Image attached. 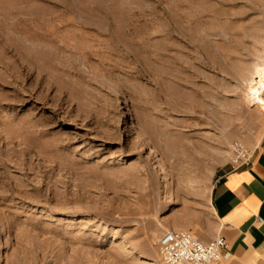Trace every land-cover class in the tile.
I'll use <instances>...</instances> for the list:
<instances>
[{
  "label": "rangeland",
  "instance_id": "374dc122",
  "mask_svg": "<svg viewBox=\"0 0 264 264\" xmlns=\"http://www.w3.org/2000/svg\"><path fill=\"white\" fill-rule=\"evenodd\" d=\"M263 72L264 0H0V264L197 238L264 131Z\"/></svg>",
  "mask_w": 264,
  "mask_h": 264
},
{
  "label": "crops",
  "instance_id": "0c3cea01",
  "mask_svg": "<svg viewBox=\"0 0 264 264\" xmlns=\"http://www.w3.org/2000/svg\"><path fill=\"white\" fill-rule=\"evenodd\" d=\"M244 145L251 153V165L228 171L214 182L209 223L197 233L204 243L217 237L226 241L224 264H264V131L257 141Z\"/></svg>",
  "mask_w": 264,
  "mask_h": 264
},
{
  "label": "built area",
  "instance_id": "2783aa9c",
  "mask_svg": "<svg viewBox=\"0 0 264 264\" xmlns=\"http://www.w3.org/2000/svg\"><path fill=\"white\" fill-rule=\"evenodd\" d=\"M232 151L233 171L251 165V153L243 143H234ZM158 254L161 264H224L227 243L222 237L204 243L189 231H167L159 239Z\"/></svg>",
  "mask_w": 264,
  "mask_h": 264
},
{
  "label": "bare ground",
  "instance_id": "6f19581e",
  "mask_svg": "<svg viewBox=\"0 0 264 264\" xmlns=\"http://www.w3.org/2000/svg\"><path fill=\"white\" fill-rule=\"evenodd\" d=\"M259 72V71H258ZM257 72V73H258ZM262 79H263V81H261L260 80V90L261 91H264V72H263V74H262ZM259 95V94H258ZM260 100V99H259ZM261 104V103H260Z\"/></svg>",
  "mask_w": 264,
  "mask_h": 264
}]
</instances>
